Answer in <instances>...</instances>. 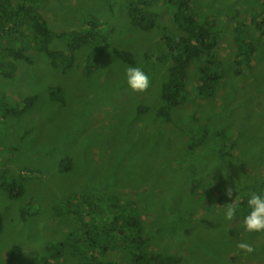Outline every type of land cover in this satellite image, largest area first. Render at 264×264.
Segmentation results:
<instances>
[{"label": "rangeland", "instance_id": "obj_1", "mask_svg": "<svg viewBox=\"0 0 264 264\" xmlns=\"http://www.w3.org/2000/svg\"><path fill=\"white\" fill-rule=\"evenodd\" d=\"M135 1L28 0L45 14L50 26L45 32L93 27L99 31L97 38L112 47L103 55L100 68L91 74L86 70L90 49L78 50L76 67L63 74L51 66L47 51L38 48L43 39L39 32H25V43L19 42L15 47L25 50L29 60H15V76L4 77L0 72V174L10 168L15 176L24 177L25 185L24 195L17 199H10L0 188V210L4 215L1 255L20 244L26 247L33 263L46 264V248L42 251L41 241L60 239L79 228L74 215L56 221L46 202L63 199L67 204L72 201L77 208L84 199L89 202L105 192L134 191L142 208L161 207L171 216L177 213L176 195L188 198L190 204L192 213L187 215V221H174L151 233V252L181 256L180 264H264V231L246 232L242 220L251 211L247 203L250 196H264V0H188L186 8L182 0H159L153 5L162 12V33L145 32L131 23L128 9ZM233 8L238 10L235 18L228 15ZM249 8H253L251 13ZM179 9H185L184 14L194 23L211 24L210 17H215L220 26L219 45L213 50L203 49L196 62L213 56L220 69L240 67V74H233L241 86H235V78L227 73L223 86L228 92L218 94L219 85L216 94L201 92L195 63L188 70V87L181 85L186 103L162 116L155 111L164 103L166 76L151 67L149 61L158 58L169 37L176 38L186 31V22L174 16ZM111 26L115 27L114 32L106 33ZM15 31L16 35L20 32L17 28ZM50 46L65 50L67 45L64 39L54 38ZM114 47L127 51L137 64L118 59ZM253 47L257 49L255 54L251 52ZM2 51L3 47L0 54ZM250 61L254 66H250ZM56 66L63 64L58 62ZM129 66L141 68L148 76L147 90L136 92L129 87L125 74ZM53 85L62 86L66 104L51 100ZM34 95L39 96V103L21 116L3 106L6 101L16 110ZM225 95L241 104L238 110L218 106V97ZM140 106H150L152 110L142 114ZM213 123L220 124V130L226 129L227 135L214 140L209 137L211 146L197 148L203 157L212 155L205 163L210 172L206 173L197 164L187 136H201ZM198 180H203L204 187L197 190L196 196ZM229 186L233 189L231 198L226 195ZM217 187L225 196L223 203L214 196ZM138 192L143 194L138 196ZM31 196L46 204L40 205L38 219L24 221L21 209L29 204ZM231 203H236L237 213L229 221L225 210ZM189 225L194 232L186 235L184 227ZM99 226L104 225L98 220L96 227ZM230 229L236 230L237 237ZM35 236L39 238L33 241ZM105 242L103 238L97 241L98 248L81 257L68 253L69 263L61 258L50 262H125L122 258L127 249H106ZM241 242L250 244L254 252L239 248ZM76 246L78 243L72 240L67 247L69 250ZM148 251L147 246L141 248L144 254Z\"/></svg>", "mask_w": 264, "mask_h": 264}, {"label": "trees", "instance_id": "obj_2", "mask_svg": "<svg viewBox=\"0 0 264 264\" xmlns=\"http://www.w3.org/2000/svg\"><path fill=\"white\" fill-rule=\"evenodd\" d=\"M157 1L159 2V0H136L135 4L128 9L129 18L132 20L131 23L135 27L140 26L141 30L145 32L155 30L162 33L163 31H161V29L164 28L162 12L153 5ZM173 1L174 0H172V2ZM187 1L188 0L181 1L184 8H186ZM252 10L253 8H249L248 12L251 13ZM255 11L258 10L256 9ZM255 11L252 14H255ZM184 12L185 9H179L174 16L186 22V31L176 38L169 37L165 49L160 52L158 58L153 60L152 63H150L151 60L149 61L151 67L159 69L166 76L164 94L162 95L164 103L155 111L157 115H168L166 114L168 111L178 109V107L186 103L187 97L181 94V85L188 87V82L191 78L188 70L195 63H197L200 73L197 82L201 92H206L210 95L216 94L218 85V94L228 92L227 88L223 86L227 73H231L235 78V86H241L238 76L235 75L240 74V67L234 68V70L229 68L228 71H225L222 68V62H220L222 68L220 69L213 56L207 57L202 60V62H196L203 49L213 50L219 45L217 30H219L220 26L215 21V17H210L211 24L209 21L194 23L191 22V17L186 16ZM228 15L231 18H235L238 16V10L234 8L230 9ZM260 21L261 19L257 20L258 25ZM243 25L242 23V26ZM48 26L49 23L45 14L42 13L34 3H28V0H0V48L3 47L2 54H0V72L4 77L15 76L17 70L15 60L17 58L29 60L25 50H20L15 47L19 42L25 43V32H39L38 34L42 36L43 39L38 48L47 51L52 58L51 66L59 71L62 70L61 73L63 74H67L73 67H76V53L78 50L84 47L90 49V53L86 60V70L88 74H91L100 68L101 62L104 59L103 55L112 47L110 44L102 42V40L97 38L99 31L93 27L81 31L73 30L58 33L53 29H51V32H45ZM240 26V24L237 25L238 28ZM16 28L18 32L20 31L18 35H16ZM110 29V32L106 33H113L115 27L111 26ZM4 38L5 40L8 39V41H4ZM54 38L64 39L67 45L66 49L53 50L50 44L53 42ZM239 46L246 45L239 44ZM256 50V47H253L251 52L255 54ZM114 55L122 61L129 62V64H137V60L125 50L114 47ZM149 58L150 55L147 56V59ZM167 60L169 63L165 64ZM252 61L249 63L250 66H254ZM58 62L62 63L63 66H56ZM145 69H148V67H145ZM50 97L54 102L63 105L66 104V97L61 85L52 86ZM38 101L39 96L34 95L25 99L20 108L16 110H13L14 108L7 104L6 101H4L3 106L10 113L21 116L38 104ZM218 102V106L222 108H231L233 110H238L241 105L232 96L227 95L218 97ZM151 110L152 108L150 106L139 107V111L142 114L150 112ZM7 116L8 114L5 112V117ZM226 135V129L222 127L220 130V124L216 126L213 123V127L210 128L207 133L201 136L193 134L187 136L188 146L195 155L197 164L201 169H204L206 173L210 172L206 169L205 163L212 159V155L209 154L207 157H203L197 148L199 149L204 145H206L205 147L211 146L209 137L214 140L216 136L225 138ZM11 171L10 168H5L3 174H0V188L7 192L10 199H17L25 193V185L23 183L24 177L21 175L15 176ZM195 187L196 190L194 194L198 196L197 190L203 189L204 187L203 180H198L195 183ZM141 194L143 193H137L138 196ZM214 196L219 199V203L224 202L225 196H221L219 187L216 188ZM135 198L134 191L129 193L120 191L110 192L108 194L105 192L103 196L89 199V202L84 199L81 203V207L77 208L74 207L72 201L67 204L63 199L46 202L47 205H49V211L56 221L62 222L65 217L74 215L76 221L79 223V228L77 230L68 231V233L60 237V239L50 237L41 241L42 251L46 248V264H53L50 262L52 259L58 261L60 258L61 260H65L64 263H69L71 261V256L81 257L92 249L98 248L99 245L97 241H100L102 238L106 241L104 243L106 249L112 248V250H115L116 247L127 249L122 258L125 262L110 261L107 264H180L183 261L181 256L172 257L162 252H151L154 241L151 233L154 231L159 232V229H162V225H167L174 221L178 224L180 220L187 221V215L192 213L189 210L190 204L188 198H182L180 195L175 196L174 205L177 208V213L172 215L173 218H171L172 216L167 214L164 209H161V207L142 208ZM67 199H70V197H67ZM46 203L44 201L39 202V198L37 200L35 196H31L29 204L21 209L22 219L24 221L38 219L40 215V205ZM174 205L172 204L171 209L174 208ZM98 220L99 223L104 225L101 228L100 226L96 227ZM3 231L4 215L0 210V236ZM229 231L233 236L237 237L235 229H230ZM184 232L186 235H191L194 229L190 225L185 226ZM38 238L39 236H35L33 241H36ZM72 240L73 242L76 241L78 246H76L75 249L68 250L69 247L67 246ZM84 241L87 242L84 244ZM143 246H147L149 249L145 254L141 252ZM68 253L71 256H68ZM0 257H3L0 264H35L31 261L32 259L26 247L20 244L12 246L3 256L1 255L0 249Z\"/></svg>", "mask_w": 264, "mask_h": 264}, {"label": "clouds", "instance_id": "obj_3", "mask_svg": "<svg viewBox=\"0 0 264 264\" xmlns=\"http://www.w3.org/2000/svg\"><path fill=\"white\" fill-rule=\"evenodd\" d=\"M127 83L129 87L136 92L147 90L149 87V78L139 67L129 66L125 69ZM226 195L231 198L233 189L229 186L226 189ZM251 211L243 218V226L246 232H261L264 231V196L253 193L247 201ZM237 213L236 203H231L225 210V219L231 221ZM238 247L247 253L254 252V248L247 243L241 242Z\"/></svg>", "mask_w": 264, "mask_h": 264}]
</instances>
